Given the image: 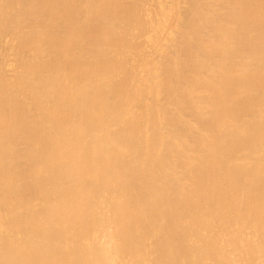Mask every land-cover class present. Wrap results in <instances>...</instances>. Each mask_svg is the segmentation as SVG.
<instances>
[{
    "label": "bare ground",
    "instance_id": "bare-ground-1",
    "mask_svg": "<svg viewBox=\"0 0 264 264\" xmlns=\"http://www.w3.org/2000/svg\"><path fill=\"white\" fill-rule=\"evenodd\" d=\"M0 264H264V0H0Z\"/></svg>",
    "mask_w": 264,
    "mask_h": 264
}]
</instances>
